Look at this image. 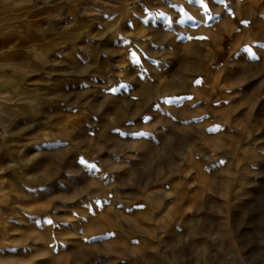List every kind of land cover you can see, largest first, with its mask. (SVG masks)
Instances as JSON below:
<instances>
[{
  "label": "rangeland",
  "instance_id": "obj_1",
  "mask_svg": "<svg viewBox=\"0 0 264 264\" xmlns=\"http://www.w3.org/2000/svg\"><path fill=\"white\" fill-rule=\"evenodd\" d=\"M0 264H264V0H0Z\"/></svg>",
  "mask_w": 264,
  "mask_h": 264
}]
</instances>
